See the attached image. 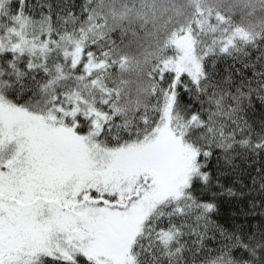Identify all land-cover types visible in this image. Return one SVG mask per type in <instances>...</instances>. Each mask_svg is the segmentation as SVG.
<instances>
[{"label": "snow or ice", "instance_id": "6c2138e0", "mask_svg": "<svg viewBox=\"0 0 264 264\" xmlns=\"http://www.w3.org/2000/svg\"><path fill=\"white\" fill-rule=\"evenodd\" d=\"M0 264H264V0H0Z\"/></svg>", "mask_w": 264, "mask_h": 264}]
</instances>
